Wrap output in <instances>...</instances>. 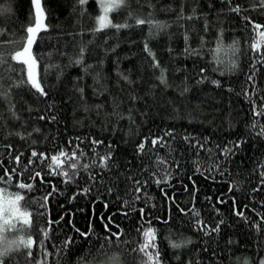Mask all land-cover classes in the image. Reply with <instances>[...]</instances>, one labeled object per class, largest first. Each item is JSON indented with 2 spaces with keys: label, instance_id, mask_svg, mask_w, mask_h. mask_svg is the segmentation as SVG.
<instances>
[{
  "label": "trees",
  "instance_id": "1",
  "mask_svg": "<svg viewBox=\"0 0 264 264\" xmlns=\"http://www.w3.org/2000/svg\"><path fill=\"white\" fill-rule=\"evenodd\" d=\"M39 2L31 51L44 96L11 58L36 6L0 0V191L30 214L0 235L34 241L3 264H153L146 244L160 264H261L264 115L252 105L264 108V44L251 45L262 0H125L109 12L129 25L119 29L98 26L97 0Z\"/></svg>",
  "mask_w": 264,
  "mask_h": 264
},
{
  "label": "snow or ice",
  "instance_id": "2",
  "mask_svg": "<svg viewBox=\"0 0 264 264\" xmlns=\"http://www.w3.org/2000/svg\"><path fill=\"white\" fill-rule=\"evenodd\" d=\"M87 2V0H80V3L83 5ZM100 5H101V10H102V15L99 17V22H100V28H107L109 26L111 27H115L117 29L122 28V27H128L129 25H113L111 24L110 21H108V13L115 11L116 9H119L122 5L125 4V0H99ZM34 5L36 6V12H37V18H36V23L34 27H28L27 28V43L25 44V46L23 47L22 51H18L16 52L11 58L14 61H19L21 62L23 65L26 66V71H27V80L26 81H22V83H27L30 84L31 87L33 89H35L41 96L47 95L46 91L42 88L40 81L37 78V72H36V64L37 61L36 59L33 57L32 55V47L33 44L36 42L37 40V34L41 33L42 29H44V23L42 20L43 17V13L40 10V2L39 0H33ZM262 6H264V0H262ZM232 11L235 12H239L240 9L239 7L233 8L231 9ZM137 25L143 24L145 23V21L143 19H137L136 21ZM254 29L259 30L261 29V25L260 24H254L253 25ZM97 31H99V28L97 29ZM259 35V40L256 43H253L251 45L253 50H257L259 49L261 44H264V31H260L258 33ZM44 36L41 35L40 36V40H43ZM145 50L149 51V49L147 48V45H145ZM219 50V48L217 49ZM151 54V53H150ZM261 59H264V57H261ZM0 62H2V60H0ZM76 63H81V60H77ZM154 67H158V64H154ZM235 65V61L232 62V67L234 68ZM255 76V72H253L252 75H250L248 77L249 81H252L254 79ZM125 79H127L125 77ZM164 79L163 76H161V83H164ZM216 83V82H214ZM253 107V111L256 112L257 115H264V108L259 109V111H257V107L255 104L252 105ZM43 119V117H41ZM261 134H264V126L261 127ZM165 135H170V133H165ZM93 143H99V141H94ZM159 143L158 139H154L152 140V144L155 146ZM144 145L141 144L139 145L140 149H143ZM32 157L33 158H39V159H43L44 158V154L41 153L38 154L37 152L33 151L32 152ZM65 153L61 152L60 156H64ZM82 155V154H81ZM18 161L20 160V157L16 158ZM53 162H56V167L59 168V163L58 160L59 158L57 156H52L51 157ZM101 167H107V157H101ZM29 163H32V161L30 160ZM77 166L76 164H72V168L75 169ZM85 168L88 167V165H84ZM65 176H68L69 173L67 172H63L61 173ZM264 175V174H262ZM36 177L41 176V172H36L35 173ZM11 179V177H9V180ZM137 183H139V181H137ZM157 183H160V181H157ZM19 189H28V190H32L33 189V185L31 183H20L18 185ZM137 191H139V189L137 188ZM52 193H48L44 199L47 200L48 196H50ZM24 199L23 196L21 195H16L15 199L9 200V204L11 206V217L12 218H17V219H21V223L22 225H29L30 224V219H29V213L26 211H20L18 205L19 202L22 201ZM141 212L143 213V210H141ZM196 215H198V213H194ZM238 215H243V213H237ZM12 218L9 219H2V216H0V219H2V223H0V233L7 231V230H11L17 227V225H15L14 223H12ZM62 219V218H61ZM101 221L103 223L104 226V230L106 233H109L111 236H115L117 238H119V233L117 232H112L111 228L109 227L110 224H114V220L112 217H109L107 222H105L103 220V217H101ZM53 223H59V221H49V224H53ZM116 227H119L118 225H116ZM219 230V225L216 226L215 229H213V231H217ZM79 231V230H77ZM153 231L150 227L149 229L145 232V236H152L153 235ZM91 234V229L89 230V233H83L81 232L80 235L82 236H88ZM108 237H104V239H107ZM0 242H3V247L2 250H0V264H3V257L6 256L9 252L13 251L14 249H18V248H27V249H31L34 241L31 238V236H28V238H23L21 237L18 240H12V241H6L3 239V236L0 235ZM190 242V241H189ZM65 246H68V242H66ZM152 247H154V244L151 245ZM173 247H180V244H173ZM149 247V245H145L143 248H141V251L145 252V255L148 256L149 261H152L153 264H160V256H159V252L157 251L156 253H148L146 251V249ZM31 255V252L29 251V256ZM261 264H264V260L261 261Z\"/></svg>",
  "mask_w": 264,
  "mask_h": 264
},
{
  "label": "rangeland",
  "instance_id": "3",
  "mask_svg": "<svg viewBox=\"0 0 264 264\" xmlns=\"http://www.w3.org/2000/svg\"><path fill=\"white\" fill-rule=\"evenodd\" d=\"M97 2L100 5L99 0H97ZM102 14L103 13H102V10H101V5H100V13H99V16H98V21H97L99 27H100L99 17ZM107 15H108V21H109V13ZM12 199H15V198L11 197V196H8V195H5V194L1 193V191H0V216H2V219L12 218L11 217V206L8 203L9 200H12ZM4 211H5V213H4ZM2 219H0V223H2ZM21 219L12 218V222H17L18 220H21Z\"/></svg>",
  "mask_w": 264,
  "mask_h": 264
}]
</instances>
